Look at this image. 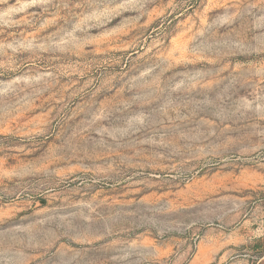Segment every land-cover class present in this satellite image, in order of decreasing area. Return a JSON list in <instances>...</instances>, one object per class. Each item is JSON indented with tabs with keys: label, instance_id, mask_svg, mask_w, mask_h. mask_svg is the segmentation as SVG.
Segmentation results:
<instances>
[{
	"label": "rangeland",
	"instance_id": "374dc122",
	"mask_svg": "<svg viewBox=\"0 0 264 264\" xmlns=\"http://www.w3.org/2000/svg\"><path fill=\"white\" fill-rule=\"evenodd\" d=\"M0 264H264V0H0Z\"/></svg>",
	"mask_w": 264,
	"mask_h": 264
}]
</instances>
